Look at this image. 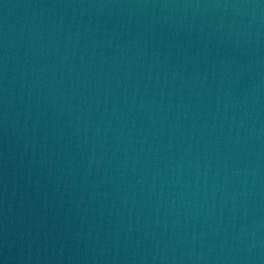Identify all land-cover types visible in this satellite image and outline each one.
Instances as JSON below:
<instances>
[{
	"label": "water",
	"instance_id": "95a60500",
	"mask_svg": "<svg viewBox=\"0 0 264 264\" xmlns=\"http://www.w3.org/2000/svg\"><path fill=\"white\" fill-rule=\"evenodd\" d=\"M0 264H264V0H0Z\"/></svg>",
	"mask_w": 264,
	"mask_h": 264
}]
</instances>
